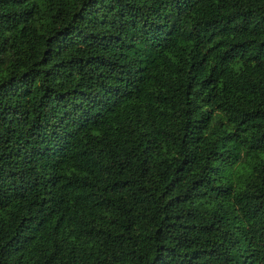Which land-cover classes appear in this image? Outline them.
<instances>
[{
	"label": "trees",
	"instance_id": "trees-1",
	"mask_svg": "<svg viewBox=\"0 0 264 264\" xmlns=\"http://www.w3.org/2000/svg\"><path fill=\"white\" fill-rule=\"evenodd\" d=\"M0 264H264V0H0Z\"/></svg>",
	"mask_w": 264,
	"mask_h": 264
}]
</instances>
